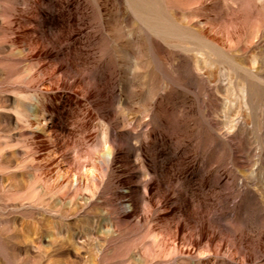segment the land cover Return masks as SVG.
Instances as JSON below:
<instances>
[{"label": "rangeland", "instance_id": "1", "mask_svg": "<svg viewBox=\"0 0 264 264\" xmlns=\"http://www.w3.org/2000/svg\"><path fill=\"white\" fill-rule=\"evenodd\" d=\"M0 264H264V0H0Z\"/></svg>", "mask_w": 264, "mask_h": 264}]
</instances>
